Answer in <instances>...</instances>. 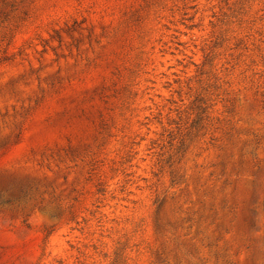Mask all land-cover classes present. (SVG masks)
<instances>
[{
  "label": "rangeland",
  "instance_id": "374dc122",
  "mask_svg": "<svg viewBox=\"0 0 264 264\" xmlns=\"http://www.w3.org/2000/svg\"><path fill=\"white\" fill-rule=\"evenodd\" d=\"M0 264H264V0H0Z\"/></svg>",
  "mask_w": 264,
  "mask_h": 264
}]
</instances>
